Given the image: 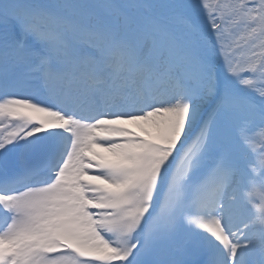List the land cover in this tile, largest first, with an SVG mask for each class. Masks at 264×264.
Segmentation results:
<instances>
[{
	"label": "snow or ice",
	"instance_id": "1",
	"mask_svg": "<svg viewBox=\"0 0 264 264\" xmlns=\"http://www.w3.org/2000/svg\"><path fill=\"white\" fill-rule=\"evenodd\" d=\"M256 135L264 0H0V264H264L204 183Z\"/></svg>",
	"mask_w": 264,
	"mask_h": 264
},
{
	"label": "bare ground",
	"instance_id": "2",
	"mask_svg": "<svg viewBox=\"0 0 264 264\" xmlns=\"http://www.w3.org/2000/svg\"><path fill=\"white\" fill-rule=\"evenodd\" d=\"M248 186H249V181H248V179H246L244 177V175L243 176H239V177L234 176L233 183L231 184V187L228 188L226 192L222 193V195H225L224 199H228L231 196H233V194H231L232 192L236 191V194H239L244 189H246ZM255 199L259 202L258 196H256ZM232 206H233V214H232V220H231L230 226L233 227V236L237 240H239L240 244L242 245L243 244L242 242L246 241V240L242 239L243 236L246 234V230L243 228V226L242 227H239L238 225L235 226L234 223H233V216H234L235 212L238 210V208L240 207V205L234 204ZM202 217H203L204 221H209V223L213 227L215 235H218L219 237L224 236V233L221 230V225L218 222H216V218H215L214 214L211 215V216H202ZM234 228L237 229L238 231H236ZM221 242L222 243H228L227 241H224V240H222ZM230 250L233 253L236 251L235 248H231Z\"/></svg>",
	"mask_w": 264,
	"mask_h": 264
},
{
	"label": "rangeland",
	"instance_id": "3",
	"mask_svg": "<svg viewBox=\"0 0 264 264\" xmlns=\"http://www.w3.org/2000/svg\"><path fill=\"white\" fill-rule=\"evenodd\" d=\"M262 145L264 146V142L262 143ZM255 162L253 161V159L251 158L250 162H249V165H248V170L247 172L245 173V175L247 176V178L249 179L250 183L253 184L254 183V179H258L259 180V176L260 174L258 173H255L253 171L254 167L252 164H254ZM263 177V176H262ZM259 185L260 187L258 186H254V188L256 189V194H258V197L259 199L262 201L261 205L258 207H256V210L255 211H258V210H264V177L262 179V181H259ZM251 194H253V192H251ZM260 212V211H259ZM257 212V213H259ZM256 213V214H257ZM255 221V220H254ZM262 227H264V224L261 225ZM264 229V228H263Z\"/></svg>",
	"mask_w": 264,
	"mask_h": 264
}]
</instances>
